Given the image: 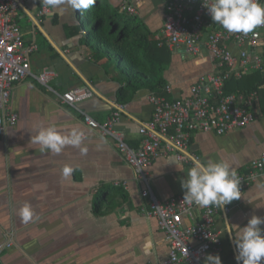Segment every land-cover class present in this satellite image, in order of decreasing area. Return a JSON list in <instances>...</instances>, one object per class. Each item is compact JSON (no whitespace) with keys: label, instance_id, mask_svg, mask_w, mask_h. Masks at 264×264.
Returning a JSON list of instances; mask_svg holds the SVG:
<instances>
[{"label":"crops","instance_id":"crops-1","mask_svg":"<svg viewBox=\"0 0 264 264\" xmlns=\"http://www.w3.org/2000/svg\"><path fill=\"white\" fill-rule=\"evenodd\" d=\"M108 5L124 18H134L149 39L162 36L165 17L163 0H96ZM137 7L129 16L119 11L122 2ZM18 25L23 44L34 43L37 50L29 55L30 70L53 73L52 92L32 77L16 83L9 108L17 114L14 126L6 127L0 136V264H158L166 259L165 235L156 219L148 217V201L141 196L145 184L136 179L134 170L118 153L112 140L90 129L81 114L58 102L55 93L84 88L91 97L77 108L99 123L114 111L120 114L115 130L125 136L128 145L138 146L139 128L149 121L151 93L168 98H184L196 78L209 72V56L198 58L183 52L170 53L163 73L164 85L153 92L139 90L126 103L117 102V93L125 86V76L113 58L94 53L81 44L88 30L78 16L68 9L63 14L51 11L38 16V3L26 0L19 5ZM264 51V48H263ZM264 53V52H263ZM170 87V93L163 91ZM236 93V92H235ZM255 120L248 126L225 135L196 133L186 151L188 161L179 162L170 155L158 157L144 168L149 187L159 201L184 192L183 179L192 160L203 163L225 161L236 172L247 171L249 163L264 154V90L258 91L257 103L251 109ZM55 125L61 134L73 129L84 133L80 147L66 145L59 154L41 151L32 137L41 127ZM81 148L87 151L82 153ZM73 171L65 179L62 170ZM121 188L123 194L109 197L101 214L94 211V199L101 187ZM25 203L35 214L25 223L19 209ZM264 218V173L234 200L228 213L220 212L216 228L220 232L222 264H236V249L227 234L224 221L232 225L235 235L251 216ZM35 217H39L36 219ZM195 215L184 217L191 224ZM216 255V254H215ZM264 264V261H262Z\"/></svg>","mask_w":264,"mask_h":264},{"label":"built area","instance_id":"built-area-1","mask_svg":"<svg viewBox=\"0 0 264 264\" xmlns=\"http://www.w3.org/2000/svg\"><path fill=\"white\" fill-rule=\"evenodd\" d=\"M26 0H0V136L6 127L14 126L17 114L10 111L9 101L13 86L34 78L47 92H52L50 82L53 73L47 69L32 74L29 55L37 50L36 44H23V34L18 25L19 5ZM38 3V16L45 17L51 10ZM165 17L162 36L158 45L173 52H183L190 57L209 56L212 68L199 75L184 98H168L151 93L148 100L152 106L151 118L139 128L136 148L127 144L125 136L115 130L120 114L112 112L103 123L95 121L77 105L92 95L88 89L75 88L55 93L62 105H68L81 114L84 123L101 136L113 141L125 163L142 181L146 188L141 196L148 201V217H154L160 231L165 235L168 252L166 259L158 264H205L208 254L215 255L222 249L216 219L220 212L228 213L232 203L222 209L215 206L199 207L184 201V192L159 201L149 187V176L144 168L158 157L173 155L177 161L186 162V151L196 133L225 135L248 126L255 120L251 112L257 103L258 91L264 83L250 92L225 93V83L245 75L264 71V26L248 34L228 33L214 24L207 7L214 0H163ZM264 3V0H260ZM119 11L129 16L137 14V7L122 2ZM77 12V11H76ZM163 91L170 93V87ZM240 182V196L245 188L264 173V154L252 160L247 171L236 172ZM195 215L191 224H184V217ZM10 244L0 246V252Z\"/></svg>","mask_w":264,"mask_h":264},{"label":"clouds","instance_id":"clouds-1","mask_svg":"<svg viewBox=\"0 0 264 264\" xmlns=\"http://www.w3.org/2000/svg\"><path fill=\"white\" fill-rule=\"evenodd\" d=\"M96 0H43L44 6L53 13L63 14L68 9L73 13L88 10ZM214 24L220 25L228 33L248 34L258 27L264 26V3L260 0H214L207 7ZM84 133L73 129L68 134H61L55 125L41 127L36 131L33 142L41 146V151L59 154L66 145L80 147ZM82 153L86 148L80 149ZM70 167L62 170L65 179L70 178ZM184 190V201L199 207L215 206L222 209L234 200H239L240 182L236 170L227 162L211 161L203 163L192 160V167L186 176L180 180ZM19 215L27 223L33 220L35 214L30 204L25 203L19 209ZM39 219V217H35ZM232 244L236 249V264H262L264 261V218L253 215L244 227H239L233 235L232 225L224 221ZM205 264H222L219 254H208Z\"/></svg>","mask_w":264,"mask_h":264},{"label":"trees","instance_id":"trees-1","mask_svg":"<svg viewBox=\"0 0 264 264\" xmlns=\"http://www.w3.org/2000/svg\"><path fill=\"white\" fill-rule=\"evenodd\" d=\"M77 16L89 27L81 44L96 54L115 59L125 76V86L117 93V102L126 103L139 90L153 92L164 85L163 73L170 62V53L166 46L150 40L149 33L134 18H124L99 1L83 13L77 11ZM263 83L264 71L255 72L231 79L225 83L224 90L225 93L250 92ZM123 193L114 186L99 188L94 199L95 213L101 214L109 197Z\"/></svg>","mask_w":264,"mask_h":264},{"label":"rangeland","instance_id":"rangeland-1","mask_svg":"<svg viewBox=\"0 0 264 264\" xmlns=\"http://www.w3.org/2000/svg\"><path fill=\"white\" fill-rule=\"evenodd\" d=\"M264 32L263 31H261V34H263Z\"/></svg>","mask_w":264,"mask_h":264}]
</instances>
